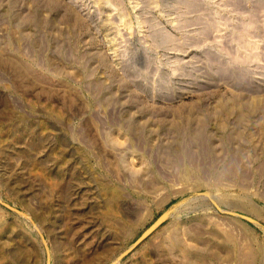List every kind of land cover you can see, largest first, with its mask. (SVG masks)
<instances>
[{"label":"rangeland","instance_id":"rangeland-1","mask_svg":"<svg viewBox=\"0 0 264 264\" xmlns=\"http://www.w3.org/2000/svg\"><path fill=\"white\" fill-rule=\"evenodd\" d=\"M0 264H264V0H0Z\"/></svg>","mask_w":264,"mask_h":264},{"label":"water","instance_id":"water-1","mask_svg":"<svg viewBox=\"0 0 264 264\" xmlns=\"http://www.w3.org/2000/svg\"><path fill=\"white\" fill-rule=\"evenodd\" d=\"M10 209L14 210L15 212L21 214V211H19L18 209L14 208V207H10L8 206ZM159 224V221L155 222L149 229H147L137 240V243H139L140 241H142L157 225Z\"/></svg>","mask_w":264,"mask_h":264},{"label":"bare ground","instance_id":"bare-ground-1","mask_svg":"<svg viewBox=\"0 0 264 264\" xmlns=\"http://www.w3.org/2000/svg\"><path fill=\"white\" fill-rule=\"evenodd\" d=\"M244 28H246V27H244ZM242 50V49H241ZM246 54V53H245ZM236 58V57H235ZM244 58V57H243ZM247 58V57H246ZM243 60V59H242ZM241 59L239 60V59H237L236 61H235V59H232L231 61H233V62H230V63H228V64H225L228 68H231V66L232 65H237V64H239L240 65V62L239 61H242ZM248 60V59H247ZM246 60V61H247ZM251 60V59H250ZM250 60L248 61V62H250ZM244 61V60H243ZM245 61V62H246ZM236 163H237V160H231L230 162H229V167H231V168H233L234 167V165H236Z\"/></svg>","mask_w":264,"mask_h":264}]
</instances>
